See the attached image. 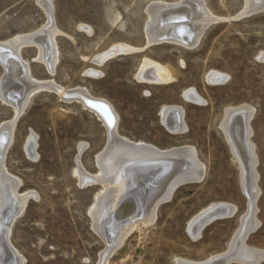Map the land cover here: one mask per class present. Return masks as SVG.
I'll use <instances>...</instances> for the list:
<instances>
[{
  "label": "rangeland",
  "instance_id": "1",
  "mask_svg": "<svg viewBox=\"0 0 264 264\" xmlns=\"http://www.w3.org/2000/svg\"><path fill=\"white\" fill-rule=\"evenodd\" d=\"M41 1L0 0V43L23 36L20 56L34 78L51 79L66 89L86 88L90 95L109 101L119 116V137L159 149L190 147L202 176L179 184L157 207L154 220L132 229L123 242L116 239V247L96 231L90 214L103 184L80 176L102 173L98 159L108 134L101 121L80 103L65 102L50 90L35 93L15 121L12 104L0 99V129L14 121L3 155L0 148V176L19 180L16 195L32 193L9 234L24 264H209L218 256L229 258L226 264H244L228 256L245 227L249 194L221 126L224 111L241 105L253 109L249 142L259 190L254 202L258 226L248 231L243 245L264 253V61L257 58L264 51V8L247 11L246 0H203L215 19L198 44L188 48L170 41L148 44L146 37L148 6L180 0ZM52 35L57 46L54 72L36 48L38 38L49 41ZM117 44L132 49L96 62ZM145 57L168 67L172 80L139 82L135 75ZM2 64L0 83L7 74ZM210 71L225 74L226 80L207 81ZM189 88L203 103L184 97ZM173 105L182 109L183 131L171 132L161 122L162 107ZM31 138L36 146L29 155ZM1 143L5 146L6 139ZM214 203H228L235 210L205 225L193 239L189 222ZM263 256L259 262H244L264 264Z\"/></svg>",
  "mask_w": 264,
  "mask_h": 264
},
{
  "label": "bare ground",
  "instance_id": "2",
  "mask_svg": "<svg viewBox=\"0 0 264 264\" xmlns=\"http://www.w3.org/2000/svg\"><path fill=\"white\" fill-rule=\"evenodd\" d=\"M45 1L46 0H44L43 3ZM49 3L50 2L46 4L49 5L48 8L52 10L51 4ZM245 4L247 5V11L255 12L264 8V0H246ZM147 12L148 19L145 23V29L148 44L160 41H170L176 42L184 47H194L198 44L206 26L215 19L214 15H212L207 9L203 0H180L174 3L160 1L152 2L148 6ZM24 42V37L19 36L9 44L0 43V61L6 66V68L3 67L6 69V71H4L7 73L0 83V99H2L3 102L5 101L12 104L15 109L13 119L15 121L25 110L31 97L35 93L41 89L50 90L57 92L60 99L65 102L80 103L82 107L91 111L98 120L101 121L108 134V143L106 148L104 147L105 150L102 154H99L100 157L98 159L102 173L98 175L96 174L97 176H91V174H80V176L83 180H95L103 184L102 191L99 190V193L97 195L95 194V202L90 209V214L95 220L94 227L96 231H98L105 239H110L109 241L112 245L116 243V239H118L117 242H123V237L125 238L127 236L126 234L128 232L130 233L132 229L140 228L142 225H148V223L154 220L156 217V209L160 205L159 200L169 199L178 183L187 179H200L202 175L197 167V157H195L196 155H194V152L190 147L184 146L179 148L159 149L153 145L145 144L143 141L133 142L127 138H123V136L119 137L117 132L119 116L112 104L104 98L90 95L86 88L75 87L66 89L56 84L51 79L40 80L34 78L30 73L28 61L22 60L23 58L20 56L19 51L22 45H25ZM55 42L56 41L52 35L49 41L38 38V47L36 46V48H39L40 50V55L38 54L41 58L40 60L46 59V57L48 58L46 60L47 67L51 72L57 62V46L55 45ZM131 49L132 48L126 44L114 45L105 53L98 55L96 57V62L102 63L116 53L130 52ZM257 58L264 61V51L259 53ZM181 63H183V60H181ZM138 66L135 78L139 82L167 83L172 80L169 68L167 67V69L166 66L164 67L162 64L150 58H143ZM90 73L94 75L99 74L97 70H90L89 74ZM226 77L227 76L223 73L210 71L208 72L206 79L211 83H219L226 80ZM183 93L184 97L188 100L196 102L203 101L193 88H189ZM81 98L86 99L87 102L92 104L96 109L88 107ZM224 113L225 116L221 124L222 131L238 160V164L242 171L241 175H243V184L249 194L248 199L250 202L248 214H246L247 216L245 219L243 218V222L246 223L245 227L243 226L244 228L240 233L238 231L239 236L234 241L233 246L231 245L232 248L230 247L231 251L228 257L232 256L233 258H240V262L243 261L242 263L245 264L244 261L248 263L253 262L264 255L262 251L243 245V240L247 236L248 231L254 229L257 225L254 218V202L256 200L257 192L259 191L255 188V178L257 173L254 172V165H256L254 159L256 157L253 155V146L249 142V135L251 134L249 120L252 117L253 109L251 106L248 107L247 105H241L226 109V112L224 111ZM160 114L161 122L171 132H178L186 129V126L183 123V112L180 106H163ZM14 121L1 125L0 139H6L7 142L5 143V146L2 145V143L0 144L2 155L9 145ZM35 146L36 142H34L32 138L29 139L26 146L29 155L34 152ZM1 165L4 164L1 163ZM80 166L77 168L79 169ZM3 168H5V166ZM77 173L79 172L77 171ZM8 175L9 174H2L0 176V262L1 264H24L23 257H21L11 245L9 234L14 219L23 211L26 200L32 193L26 192L27 194L20 196L16 195V190L20 185V182ZM127 194L136 196L135 199L138 204L135 206L132 205V209L125 205L124 208L119 211V207L123 201L122 199ZM219 210L225 212L230 211L232 214L235 210V206L228 203H214L198 214L201 216L207 214V217H210L216 212H219ZM112 212L114 213L112 214ZM120 214L121 216H119ZM196 216H194L189 222V227L195 223L194 219ZM10 217H12V221L7 225L6 220ZM115 217H126L128 220L120 222L118 221L119 219ZM116 219L118 220L115 221ZM190 234L193 239H196L195 237H197V234L198 237L200 235V233H197L196 229H191ZM5 245L14 250L12 251L13 256L7 260L3 259L5 256ZM117 246L119 247V245H116V247ZM222 255L224 256L225 254ZM253 256L256 258H253ZM218 257L213 263L212 261L210 262L212 264L227 263H225V260L227 259L226 257L224 258L225 260ZM236 261H239V259H236ZM187 262L189 261L187 260ZM256 262H259V260Z\"/></svg>",
  "mask_w": 264,
  "mask_h": 264
},
{
  "label": "water",
  "instance_id": "3",
  "mask_svg": "<svg viewBox=\"0 0 264 264\" xmlns=\"http://www.w3.org/2000/svg\"><path fill=\"white\" fill-rule=\"evenodd\" d=\"M81 99H83L84 100V102L86 103V105L88 106V107H90V108H93V109H96L92 104H89V102H87V100L86 99H84V98H81ZM193 180H196V179H187V180H183L182 182H180V183H178L177 184V186L179 185V184H181V183H183V182H186V181H193ZM177 186H175V188L177 187ZM174 188V189H175ZM133 194V193H132ZM132 194H127L122 200V203H121V205H120V207H119V211L120 210H122L123 208H124V206L126 205L127 207H130L131 208V206L133 205V206H135V205H137L138 203H136L137 201H136V196H133ZM166 200H168V199H161V200H159V203L161 204L162 202H165ZM127 203H129V204H127ZM132 206V207H133ZM132 209V208H131ZM130 209V210H131ZM114 212H112V214H113ZM111 214V215H112ZM200 214H198L197 216H199ZM229 215H231V212L230 211H223V210H219V212H216L215 214H213V215H211L210 217H207V214H204L203 216H199V217H195V223L191 226V227H189V226H187V231H188V233H189V235L191 236V234H190V231H191V229L192 230H195L196 229V231H197V233H200V231L202 230V228L205 226V225H207L208 223H210L211 221H213V220H215V219H217V218H220V217H225V216H229ZM116 216H118V215H116ZM119 216H121V214L119 215ZM123 217V216H122ZM115 218H118V219H116L115 221H120V222H123V221H126V220H128V219H126V217L125 218H119V217H115ZM11 221H12V217H10L8 220H6V224L8 225V224H10L11 223ZM191 228V229H190ZM197 237H198V234H197ZM197 237H195V238H197ZM12 251H14L12 248H10V247H8V246H6L5 245V256H4V260H7V259H9L11 256H13V254H12ZM0 264H1V262H0Z\"/></svg>",
  "mask_w": 264,
  "mask_h": 264
}]
</instances>
